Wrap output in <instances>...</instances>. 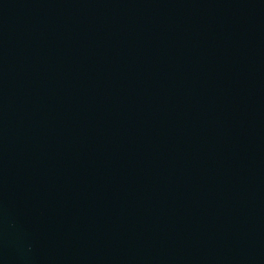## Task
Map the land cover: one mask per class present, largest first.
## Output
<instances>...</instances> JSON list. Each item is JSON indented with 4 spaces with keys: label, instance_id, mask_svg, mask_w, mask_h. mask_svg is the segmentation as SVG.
<instances>
[{
    "label": "water",
    "instance_id": "1",
    "mask_svg": "<svg viewBox=\"0 0 264 264\" xmlns=\"http://www.w3.org/2000/svg\"><path fill=\"white\" fill-rule=\"evenodd\" d=\"M0 264H264V0H0Z\"/></svg>",
    "mask_w": 264,
    "mask_h": 264
}]
</instances>
